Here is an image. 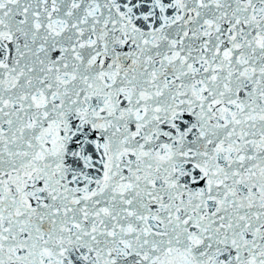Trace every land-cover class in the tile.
I'll use <instances>...</instances> for the list:
<instances>
[{
	"label": "snow or ice",
	"instance_id": "1",
	"mask_svg": "<svg viewBox=\"0 0 264 264\" xmlns=\"http://www.w3.org/2000/svg\"><path fill=\"white\" fill-rule=\"evenodd\" d=\"M0 264H264V0H0Z\"/></svg>",
	"mask_w": 264,
	"mask_h": 264
}]
</instances>
